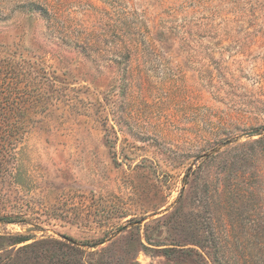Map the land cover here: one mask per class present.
Here are the masks:
<instances>
[{
	"label": "rangeland",
	"instance_id": "obj_1",
	"mask_svg": "<svg viewBox=\"0 0 264 264\" xmlns=\"http://www.w3.org/2000/svg\"><path fill=\"white\" fill-rule=\"evenodd\" d=\"M0 79V264H264V0H0Z\"/></svg>",
	"mask_w": 264,
	"mask_h": 264
},
{
	"label": "trees",
	"instance_id": "obj_2",
	"mask_svg": "<svg viewBox=\"0 0 264 264\" xmlns=\"http://www.w3.org/2000/svg\"><path fill=\"white\" fill-rule=\"evenodd\" d=\"M1 82L2 81L0 79V150L7 147L9 148L8 150H12L14 148V145L9 142V138L12 136L13 131H15L14 135L17 133V126L15 127V125H17L18 122H21L26 117V95L24 92L19 93L17 90L12 89L11 85H7L6 87H4ZM12 109L16 115V119H14L12 127H10V125H5V120L11 117ZM14 219V217L5 216L2 217L0 221L10 223L13 222ZM5 238L6 237H2L1 239L3 240ZM65 239L69 242L56 240L53 241L52 244L58 245L59 248L64 250L65 253L69 255V257L71 258L69 260V264H84V259L87 255L86 251L76 246V242L70 240L69 238ZM28 240V238L21 239L20 241L12 243L11 246L22 242H27ZM38 244L39 243L36 242L28 244L26 245V249H31L33 246H36ZM76 255L78 257H76Z\"/></svg>",
	"mask_w": 264,
	"mask_h": 264
}]
</instances>
